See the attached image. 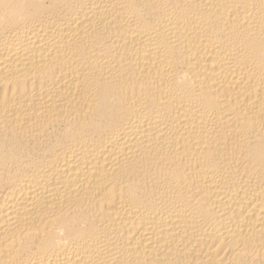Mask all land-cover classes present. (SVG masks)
<instances>
[{
	"label": "bare ground",
	"instance_id": "1",
	"mask_svg": "<svg viewBox=\"0 0 264 264\" xmlns=\"http://www.w3.org/2000/svg\"><path fill=\"white\" fill-rule=\"evenodd\" d=\"M0 264H264V0H0Z\"/></svg>",
	"mask_w": 264,
	"mask_h": 264
}]
</instances>
